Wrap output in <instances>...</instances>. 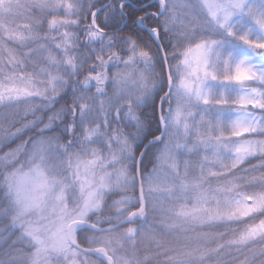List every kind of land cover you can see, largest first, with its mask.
Wrapping results in <instances>:
<instances>
[{
  "label": "snow or ice",
  "instance_id": "snow-or-ice-1",
  "mask_svg": "<svg viewBox=\"0 0 264 264\" xmlns=\"http://www.w3.org/2000/svg\"><path fill=\"white\" fill-rule=\"evenodd\" d=\"M0 264H264V0H0Z\"/></svg>",
  "mask_w": 264,
  "mask_h": 264
}]
</instances>
